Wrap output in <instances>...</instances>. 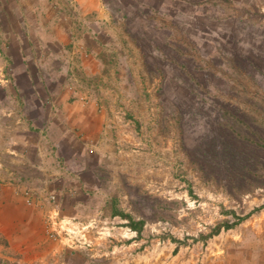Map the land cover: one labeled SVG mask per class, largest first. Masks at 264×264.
<instances>
[{"label":"rangeland","instance_id":"obj_1","mask_svg":"<svg viewBox=\"0 0 264 264\" xmlns=\"http://www.w3.org/2000/svg\"><path fill=\"white\" fill-rule=\"evenodd\" d=\"M0 3L8 264H264V0Z\"/></svg>","mask_w":264,"mask_h":264},{"label":"crops","instance_id":"obj_2","mask_svg":"<svg viewBox=\"0 0 264 264\" xmlns=\"http://www.w3.org/2000/svg\"><path fill=\"white\" fill-rule=\"evenodd\" d=\"M2 5L6 6V3L2 2ZM86 11L96 12L98 18H100L101 20L104 19L106 20L107 15L104 13V11L100 9L98 5H93L91 7L90 1L86 2ZM14 42L17 43V45H19L16 39L14 40ZM18 51L20 52L19 49ZM81 110H82L81 111L82 114H79L78 116L76 114L71 115L70 117L71 119H69L70 120L69 124L72 125L71 123H73V127L74 126L77 127L80 134H83L84 136L89 137L91 139L94 136H97V134L100 132L99 129L100 127H97L98 126L96 124L97 119L95 115H92L91 109L90 110L81 109ZM75 124H77L78 126ZM24 146H28V145H24ZM23 201L24 199L22 198L21 195H17L16 193V195L13 196V194L11 193V188L9 187L6 188V186L2 187V184H0V217L4 218L8 225H10L15 221L14 219H16V217L20 215L21 211L24 214L25 212H29V210L26 209L27 208L26 205H24L25 207H21L22 203H24ZM3 252H4L3 247L0 246V264H8L6 261L7 260L6 257L2 255Z\"/></svg>","mask_w":264,"mask_h":264},{"label":"trees","instance_id":"obj_3","mask_svg":"<svg viewBox=\"0 0 264 264\" xmlns=\"http://www.w3.org/2000/svg\"><path fill=\"white\" fill-rule=\"evenodd\" d=\"M256 144L260 145L261 147H264V138L257 137ZM115 214H119V216H121L122 218L126 219L128 221L127 226L132 231H135L137 234H139L141 232V226H142V222L141 221H133L132 218L129 215H125L123 213H115ZM238 220L240 221L242 219H238ZM236 224L237 223H232L230 225L229 224L218 225V226L213 228L211 233L208 235V238L219 234V232L221 230H228V229L232 228L233 226H235Z\"/></svg>","mask_w":264,"mask_h":264}]
</instances>
